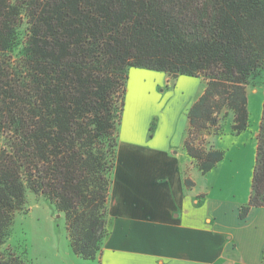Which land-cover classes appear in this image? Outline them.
I'll list each match as a JSON object with an SVG mask.
<instances>
[{
  "label": "trees",
  "instance_id": "1",
  "mask_svg": "<svg viewBox=\"0 0 264 264\" xmlns=\"http://www.w3.org/2000/svg\"><path fill=\"white\" fill-rule=\"evenodd\" d=\"M132 68L204 79L185 150L208 174L224 151L188 135L230 112L247 129V87H264V0H0V248L30 190L65 214L77 256L102 254ZM257 141L241 219L264 207V105Z\"/></svg>",
  "mask_w": 264,
  "mask_h": 264
},
{
  "label": "crops",
  "instance_id": "2",
  "mask_svg": "<svg viewBox=\"0 0 264 264\" xmlns=\"http://www.w3.org/2000/svg\"><path fill=\"white\" fill-rule=\"evenodd\" d=\"M191 82L185 76L162 75L155 91L164 85L160 91L169 90L175 98L171 128L162 116L154 133L146 129L148 140L125 144L115 169L110 234L98 257L100 264H264V207H253L241 219L250 195L225 200L216 195V185L199 188L189 174L196 170L192 159L187 170L180 166L188 113L198 99L187 94ZM201 174L203 179L211 175ZM186 179L195 185L188 188Z\"/></svg>",
  "mask_w": 264,
  "mask_h": 264
},
{
  "label": "rangeland",
  "instance_id": "3",
  "mask_svg": "<svg viewBox=\"0 0 264 264\" xmlns=\"http://www.w3.org/2000/svg\"><path fill=\"white\" fill-rule=\"evenodd\" d=\"M165 74L147 69H130L125 109L119 126L117 162L118 158L120 161L124 157L127 141L136 140L141 143L145 139L148 140L146 129L154 133L159 127L162 116H166L165 123L171 128L175 98L169 90L160 91V88L166 89L164 85L160 86L158 92L155 91V86L161 85L159 83L162 75ZM185 77L192 79L188 92L186 90L187 94L192 98L196 96L199 98L206 88V82L203 78ZM247 93L249 124L246 130L241 133L235 132L234 116L230 112L219 125L210 128L209 135L201 136L197 133L188 135L189 141H193L196 146H201L206 151L212 149L224 151V160L217 169L215 167L209 172L210 177L199 178L200 172L197 166H195L196 170L192 172L189 170V174L192 173V178L196 177L200 189L209 187L208 189L211 190L213 185H216L214 189L218 193L216 195L225 200L246 199L251 191L257 153V135L263 115L264 87L251 83L247 87ZM181 123L182 121L179 122V126ZM136 132H138L137 136ZM181 153L183 157L180 166L182 169L186 166L187 170L191 166V158L186 150H181ZM114 177L115 172L113 181ZM12 254L22 256L26 264H100L98 259L84 260L74 253L67 231L65 214L58 212L47 199L30 190L26 193L25 211L16 212L11 235L6 244L0 248V259Z\"/></svg>",
  "mask_w": 264,
  "mask_h": 264
}]
</instances>
